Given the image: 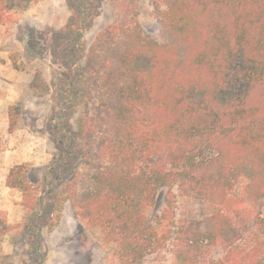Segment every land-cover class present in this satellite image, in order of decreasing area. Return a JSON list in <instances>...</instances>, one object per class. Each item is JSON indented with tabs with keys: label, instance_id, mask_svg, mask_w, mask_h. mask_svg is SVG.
<instances>
[{
	"label": "trees",
	"instance_id": "obj_1",
	"mask_svg": "<svg viewBox=\"0 0 264 264\" xmlns=\"http://www.w3.org/2000/svg\"><path fill=\"white\" fill-rule=\"evenodd\" d=\"M34 1L0 0V24ZM153 11L159 40L113 26L85 54L79 167L64 197L137 260L164 238L145 210L176 184L187 210L174 229L177 264H262L264 0H155ZM40 80L30 84L39 96ZM5 183L25 196L20 165ZM8 230L0 213V236Z\"/></svg>",
	"mask_w": 264,
	"mask_h": 264
},
{
	"label": "rangeland",
	"instance_id": "obj_2",
	"mask_svg": "<svg viewBox=\"0 0 264 264\" xmlns=\"http://www.w3.org/2000/svg\"><path fill=\"white\" fill-rule=\"evenodd\" d=\"M154 1L37 0L0 24V98L7 96L0 114L28 159L13 165L21 166L26 194L14 188L21 202L16 221L0 236V264H177L174 229L187 210L176 184L160 188L145 210L147 223L164 237L161 246L127 261L98 228L75 217L63 192L79 167L76 122L85 54L96 36L113 26L138 27L159 40ZM35 75L47 86L40 96L30 88ZM10 146L7 137L1 139L0 152ZM261 211L264 219V206ZM0 213L7 222V212Z\"/></svg>",
	"mask_w": 264,
	"mask_h": 264
},
{
	"label": "crops",
	"instance_id": "obj_3",
	"mask_svg": "<svg viewBox=\"0 0 264 264\" xmlns=\"http://www.w3.org/2000/svg\"><path fill=\"white\" fill-rule=\"evenodd\" d=\"M7 97V96H6ZM6 97L0 98V103L4 106ZM8 119L4 114H0V136L3 140L8 138L11 142V146L0 152V210L6 213L7 223H14L16 221L15 207L19 206L21 202V194L16 193L14 188L8 187L5 183L7 173L13 165L25 162L27 155L23 144L20 140H15V136L8 130Z\"/></svg>",
	"mask_w": 264,
	"mask_h": 264
}]
</instances>
